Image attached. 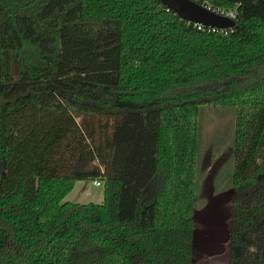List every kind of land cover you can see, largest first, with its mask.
<instances>
[{"label": "trees", "instance_id": "16d2710c", "mask_svg": "<svg viewBox=\"0 0 264 264\" xmlns=\"http://www.w3.org/2000/svg\"><path fill=\"white\" fill-rule=\"evenodd\" d=\"M194 1L235 27L158 0H0V264H193L202 106L236 112L229 264H264V0ZM84 27L115 49L87 86L60 76ZM87 180L103 203L63 202Z\"/></svg>", "mask_w": 264, "mask_h": 264}, {"label": "rangeland", "instance_id": "374dc122", "mask_svg": "<svg viewBox=\"0 0 264 264\" xmlns=\"http://www.w3.org/2000/svg\"><path fill=\"white\" fill-rule=\"evenodd\" d=\"M105 27L99 31L83 28L80 53L72 60H62L60 76L78 74L82 85L87 86L93 83L96 73L113 68L107 66V61L113 60L115 49L112 47L107 52ZM200 109L192 261L193 264H229L235 200L230 173L236 112L230 107ZM104 200V183L97 186L94 180H87L79 181L63 202L100 204Z\"/></svg>", "mask_w": 264, "mask_h": 264}, {"label": "water", "instance_id": "95a60500", "mask_svg": "<svg viewBox=\"0 0 264 264\" xmlns=\"http://www.w3.org/2000/svg\"><path fill=\"white\" fill-rule=\"evenodd\" d=\"M168 9L174 11L180 18L196 25L208 28L229 30L235 27L234 18L212 11L204 4L194 0H158Z\"/></svg>", "mask_w": 264, "mask_h": 264}, {"label": "built area", "instance_id": "2783aa9c", "mask_svg": "<svg viewBox=\"0 0 264 264\" xmlns=\"http://www.w3.org/2000/svg\"><path fill=\"white\" fill-rule=\"evenodd\" d=\"M223 15H224V14H223ZM225 15H226V16H229V17H231V18H235L234 13H228V14H225ZM195 25H196V24H195ZM196 26H197V28L200 29V30L205 29V28H208V27H204L203 25H196ZM209 29L212 30V31H218V30H220V29H216V28H209ZM221 31L226 32V31H228V30H221ZM94 184L97 185V186H100V185H102V182L99 181V180H95V181H94Z\"/></svg>", "mask_w": 264, "mask_h": 264}, {"label": "crops", "instance_id": "0c3cea01", "mask_svg": "<svg viewBox=\"0 0 264 264\" xmlns=\"http://www.w3.org/2000/svg\"><path fill=\"white\" fill-rule=\"evenodd\" d=\"M78 183V182H77Z\"/></svg>", "mask_w": 264, "mask_h": 264}]
</instances>
